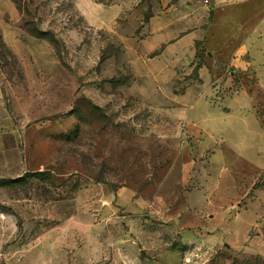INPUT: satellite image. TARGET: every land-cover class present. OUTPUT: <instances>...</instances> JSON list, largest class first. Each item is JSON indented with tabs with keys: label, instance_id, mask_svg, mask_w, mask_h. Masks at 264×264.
Listing matches in <instances>:
<instances>
[{
	"label": "rangeland",
	"instance_id": "374dc122",
	"mask_svg": "<svg viewBox=\"0 0 264 264\" xmlns=\"http://www.w3.org/2000/svg\"><path fill=\"white\" fill-rule=\"evenodd\" d=\"M218 1L0 0V264L40 260L13 252L100 186L134 264H264V0ZM166 5L209 30L182 62L148 41ZM241 43L261 56L231 75Z\"/></svg>",
	"mask_w": 264,
	"mask_h": 264
},
{
	"label": "crops",
	"instance_id": "0c3cea01",
	"mask_svg": "<svg viewBox=\"0 0 264 264\" xmlns=\"http://www.w3.org/2000/svg\"><path fill=\"white\" fill-rule=\"evenodd\" d=\"M228 1L245 4L249 0H219L213 9H209V13L214 14L215 11L218 12V8H220L223 3ZM202 6L205 7L206 5ZM172 7L173 6L168 7V5H166L164 10L157 13L154 12V14L150 13L147 20L149 33L148 38L150 39L148 41H155L157 44L151 45V48L159 50L157 55L154 57L157 61L172 59L177 62H182L183 57H188L187 51L190 50L191 43L197 42L196 40L199 39H201L199 41H202L203 38H205V34L209 31L204 24L205 19L202 15H191L190 10L188 9V12L182 11L180 16H176L172 14V11H174ZM195 7L196 9L198 8V10L199 8H202L198 3L195 6L194 4L189 5L190 9H195ZM148 41L145 40L142 43H146ZM142 43H136V47ZM182 50H186V53L179 54L178 51ZM196 52L197 51H195L194 54L195 56ZM139 54V52L136 53L134 57L139 56ZM256 54L257 56H261V54L255 51L250 54L248 46L245 43H241L235 48L228 64L224 65L231 66L232 68L236 67L233 68V71H231V75L236 71L247 69L248 67L253 68L256 64H252L250 59L256 58ZM141 56L142 55L140 54V57ZM210 56V53H208V58H210ZM213 58H215V54H213ZM200 69L202 70L203 68L200 67ZM194 92L192 93L193 96ZM247 94L245 93L244 97V100L246 98V100L249 101L247 105L241 106L238 111L236 109L233 113L224 112L226 115L225 117H231L232 114H235V121L240 118V115H242L243 119L248 117V114L250 113L248 111V107L250 109L252 108V99H250V95ZM188 95L189 93H187V91L184 92V94H180L179 101L182 103L184 98H188ZM224 95V97L223 95H220L221 99H230V95ZM201 102L202 112L204 113L206 112V107L204 108V104L206 103L205 98H203ZM207 112H209V110ZM212 116L210 117L211 119ZM202 119H205L204 121L206 123L211 120H207L208 118ZM175 172L176 169L174 167L169 173L170 177H176L177 174ZM81 193L83 194V202L80 201V195L78 197H74V199L70 201L72 203L74 202V205H76L79 209L85 207L86 212L77 214L75 213L77 210L74 209L73 212V207H71V210H69L66 214V222L60 225L59 232L57 229L55 232H52L53 234L48 232L43 233L37 237L35 244L32 247L14 251L13 254H22V259L25 254L35 252L34 257L40 258V260L34 262L33 264H41V262L42 264H134L133 256H126V258L124 256V247L122 246L123 239L120 240L118 236L113 234L106 236L101 232V225L104 219L108 217L109 213L107 204V201L110 198L109 190L102 186L88 187L82 189ZM123 194L129 196V194L123 193L119 190L112 194L113 199H117L116 204H120V199ZM97 204L101 205L103 208L99 209L95 206ZM87 206H90L91 208H88ZM73 229L74 231H72ZM96 231H100V234L95 233ZM44 243L48 244V246L43 245ZM42 246H44L45 250L35 251V249L38 250Z\"/></svg>",
	"mask_w": 264,
	"mask_h": 264
},
{
	"label": "trees",
	"instance_id": "16d2710c",
	"mask_svg": "<svg viewBox=\"0 0 264 264\" xmlns=\"http://www.w3.org/2000/svg\"><path fill=\"white\" fill-rule=\"evenodd\" d=\"M56 183V182H55Z\"/></svg>",
	"mask_w": 264,
	"mask_h": 264
}]
</instances>
